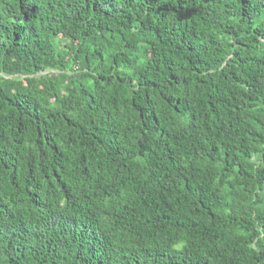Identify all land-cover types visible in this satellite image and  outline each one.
<instances>
[{
	"label": "trees",
	"instance_id": "16d2710c",
	"mask_svg": "<svg viewBox=\"0 0 264 264\" xmlns=\"http://www.w3.org/2000/svg\"><path fill=\"white\" fill-rule=\"evenodd\" d=\"M0 264H264V0H0Z\"/></svg>",
	"mask_w": 264,
	"mask_h": 264
}]
</instances>
